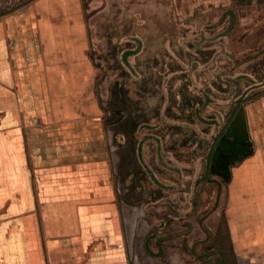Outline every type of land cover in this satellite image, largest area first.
<instances>
[{
  "label": "crops",
  "instance_id": "0c3cea01",
  "mask_svg": "<svg viewBox=\"0 0 264 264\" xmlns=\"http://www.w3.org/2000/svg\"><path fill=\"white\" fill-rule=\"evenodd\" d=\"M85 13L84 0H31L0 17V264H137L131 239L153 208L143 199L136 214L125 169L136 161L116 149L130 131L113 133L95 91ZM233 172L237 196L264 195V165L247 159ZM147 243L142 264H165Z\"/></svg>",
  "mask_w": 264,
  "mask_h": 264
},
{
  "label": "flooded vegetation",
  "instance_id": "af4514ba",
  "mask_svg": "<svg viewBox=\"0 0 264 264\" xmlns=\"http://www.w3.org/2000/svg\"><path fill=\"white\" fill-rule=\"evenodd\" d=\"M30 1L0 0V17ZM206 2L209 5L202 8L193 21L181 20L177 25L178 40L182 45V42H187L188 47L193 46V50H174L178 61L169 58V53H164L159 61L153 60L154 69L145 72L148 74V88L153 93L150 100H159L157 112L154 118L148 117L139 122L135 133H130L128 138L137 143V158L148 183L163 190L178 191L179 194L176 201L180 208L174 207L175 211L164 213L161 217L153 210L148 211L147 215L151 222L156 216L160 220L150 230L148 243L161 253L165 264H172L170 260L175 254L179 255L181 264H221L216 260L215 233L208 218L219 207L222 194L229 190L234 167L225 169L228 174L225 177L216 171L215 158L221 153L219 144L227 134L234 115L241 108L248 111L251 104L264 96V76L259 78L251 73L255 76L251 79V85H246L235 98L232 97L230 79L234 68L246 62H252L250 67L255 61L254 66L258 71L264 69V0ZM130 39L134 45L123 51L122 60L132 73L141 76L129 56L132 58L141 52L146 42L138 35L130 36ZM127 51H131L127 56L129 65L124 59ZM239 72L241 76L249 74L243 68ZM165 87L167 93L163 92ZM246 116L249 121L248 112ZM216 120L220 121L218 125ZM174 121L186 126L174 134L180 149L172 152L175 161H171L166 146L173 136L170 132L175 127L172 124ZM140 145L144 161L160 183L144 165L139 153ZM174 173L178 174L177 178L166 179L168 174ZM185 178L190 179L185 181ZM188 190H193V197L189 199L186 197ZM146 202L153 209L175 203L169 196L155 197L153 190ZM185 206H188L187 210Z\"/></svg>",
  "mask_w": 264,
  "mask_h": 264
},
{
  "label": "rangeland",
  "instance_id": "374dc122",
  "mask_svg": "<svg viewBox=\"0 0 264 264\" xmlns=\"http://www.w3.org/2000/svg\"><path fill=\"white\" fill-rule=\"evenodd\" d=\"M206 1L87 0L85 2L84 0L85 17L90 25L88 31L90 38L89 54L93 60V65L95 64L94 67L96 66L94 68L96 69L94 88L97 94H103L106 104L109 103V106L111 105L110 121L118 123L111 127L113 133L130 131V133L134 134L139 122L148 117H155L153 115L157 112L156 105L159 100H150L153 93L148 88V74L145 72L153 70L155 64L153 60L159 61L164 53H169L171 56L169 58L175 60L176 57L174 55L176 52L174 50H177V52L181 51V49L185 51L193 50V46L192 48L188 47L187 42H182V45L178 40L179 28L177 25L181 20L193 21V17L202 8L204 9V7L209 5ZM134 35L141 36L146 42L141 52L136 53L132 58L129 56V59L140 71L141 76H136L132 73L122 60L123 51L134 45L132 39H130V36ZM254 62L250 67L249 64L252 62H246L234 68L230 78L232 81V97L235 98L239 95L246 85H251L252 77L256 75L259 78L264 76V69H262L263 71L259 70V72L258 68L254 66L256 63ZM247 64L248 67H246ZM241 68L248 70L249 74H245L246 76L242 75V77L241 72H239ZM251 73L255 74V76ZM163 85L165 86V83ZM163 92L167 93L166 87L163 88ZM260 100L262 102V98ZM260 100L249 106V121L246 116L248 111L244 108L239 109L230 123L227 134L219 144L221 153L215 158L214 164L217 167L216 171L225 177L228 175L225 172L227 167L231 166L236 170L235 166H241V162L245 158L246 160L248 159L250 167L264 165L261 162V158H257L258 156L255 155V151L262 148V142L257 136L258 127L256 126L258 117L260 118V124H264V113H262ZM219 122L217 121V125ZM172 124L175 125L173 131L170 132L173 136L168 139L166 150L167 155L170 158L172 157L170 160L175 161V157L171 154L173 151H179L180 148L174 134L185 129L186 125H182L179 121H174ZM202 127L201 125L200 128ZM186 129L189 130L187 127ZM247 134L250 135L251 147L247 144L249 136ZM200 135L201 137L204 136L203 134ZM167 137L169 138L168 135ZM136 144L134 140H128L127 143L120 144V147L116 146V149L126 151L131 155L132 161H136L137 166L129 165V168L125 169L126 173L129 172L136 181L135 186L132 185V195L134 197L133 200L140 204L136 206L137 216L139 217L142 213L143 204L141 201L147 199L152 190L155 192V197L159 195L160 197L169 196L175 202L155 207L153 211L158 216L161 217L165 215L164 213L175 211L174 207L180 208V204L178 205L176 201L179 196L178 191L163 190L148 183L144 168H142V164L137 158ZM206 146H208V143H206ZM153 160L156 163V159L153 158ZM171 175L168 174L166 179L169 180L171 177L177 178L178 176L176 173ZM188 179L190 178H185V181H188ZM239 189H241L240 179L237 183H234L233 179L229 190L222 194L219 207L208 218V223L215 233L216 260L221 264L226 262L236 264V257L232 254V236L233 246L238 255L242 253V256L245 257V264H258L264 260V195L260 194L263 191L259 189L250 190V193L248 192L249 197L245 201L244 198H240V194L236 195L241 192ZM192 192L193 190L186 192L188 199L193 197ZM205 200L204 202H206ZM187 208L188 206H185V210ZM158 216L153 217L152 222L140 220L137 223L138 235L135 239H131L135 243L138 253L137 264L143 263L140 255L146 253L147 235L155 224L160 222L157 218ZM135 230L136 227L133 226L131 232L134 233ZM198 232L202 234L200 229H198ZM170 261L172 264H181L178 254H175ZM154 262H156L155 264H160L158 259H154Z\"/></svg>",
  "mask_w": 264,
  "mask_h": 264
},
{
  "label": "water",
  "instance_id": "95a60500",
  "mask_svg": "<svg viewBox=\"0 0 264 264\" xmlns=\"http://www.w3.org/2000/svg\"><path fill=\"white\" fill-rule=\"evenodd\" d=\"M130 53H131V51H127V52L124 54V59H125V61H126V63H127L128 65H129V62H128L127 56H128V54H130ZM233 114H234V111H233L232 115H233ZM248 135H249V134H247V136H248ZM247 144L249 145V147L252 146V142H251V140H250V135L248 136ZM139 153H140V155H141V159H142L144 165L147 167L148 171L151 173V176L156 180V182L160 183V182L158 181L157 177L155 176V174L152 172L151 168L146 164V162L144 161V159H143V157H142V145H140ZM147 244H148V246H149V243H147Z\"/></svg>",
  "mask_w": 264,
  "mask_h": 264
}]
</instances>
